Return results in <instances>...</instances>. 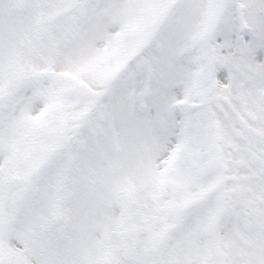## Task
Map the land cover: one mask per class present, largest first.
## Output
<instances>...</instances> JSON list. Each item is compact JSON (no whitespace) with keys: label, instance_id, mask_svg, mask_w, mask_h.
<instances>
[{"label":"snow or ice","instance_id":"obj_1","mask_svg":"<svg viewBox=\"0 0 264 264\" xmlns=\"http://www.w3.org/2000/svg\"><path fill=\"white\" fill-rule=\"evenodd\" d=\"M0 264H264V0H0Z\"/></svg>","mask_w":264,"mask_h":264}]
</instances>
